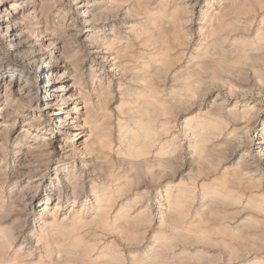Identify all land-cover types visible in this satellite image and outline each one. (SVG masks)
Listing matches in <instances>:
<instances>
[{
  "label": "rangeland",
  "instance_id": "374dc122",
  "mask_svg": "<svg viewBox=\"0 0 264 264\" xmlns=\"http://www.w3.org/2000/svg\"><path fill=\"white\" fill-rule=\"evenodd\" d=\"M16 1V4L20 3V0ZM187 1H191L190 6L192 7V10L191 13H187L188 15L186 13L181 14L182 19L177 26L178 28H173L174 30L170 29L168 32L164 31L162 34L159 33V30L158 32L157 29L154 28V25L158 23L156 21H160L159 18L161 15H157L159 7H163V12H167L175 5L179 6L180 4L181 6L179 7L183 8L182 5H184ZM136 2L138 1H123L124 4L122 3V6L119 7V12L121 14L118 13L120 19L123 20L122 23L120 20H114V24L116 26L113 24L115 32L112 34L111 31L108 30L111 28L112 24H106V22H104L103 12L102 10L100 11L101 4H98L100 6H94L89 10L90 15H95V22H93L94 24H90L87 28H84L79 19L83 16L79 14L82 12V9L78 6H71V3L67 0L58 1V3H60L58 7H61L62 9L71 8L68 18L69 21L74 24H72L73 26H70L69 34L73 36L75 35L74 37L77 43L81 42L86 36L95 35V32L100 30H104L106 34L111 33L114 35L109 36L111 38H117L111 46L112 48L107 51L117 57V65L115 67V74L114 72H109L110 67L103 68L100 65L97 67L94 66L95 69L97 68L96 70L94 69L97 73L100 69V73L103 74L102 84H98V79H93L94 77H91L88 72L91 61L95 62H92L93 65H97V60H95L92 55H89L87 50L84 49L80 53L69 51L64 54L65 62L72 70L80 68L79 64L81 60L84 58L86 59V67L82 70V75L80 76L77 74V84H72L73 81L67 80L73 77V71H69L68 69L67 71L69 72H65V75L67 76L66 81L68 83L66 86L70 87L69 94H74V99H76L75 103L69 104V107L66 109V111H68V117L72 120L71 122L75 123L78 127L74 128L75 130L73 131L85 135L84 138H81L80 140H84L87 136H89L88 142L90 143L88 150L85 151L86 153H84V155H82V157H84L82 159L86 162L85 164L90 165H88L87 168H83L84 170L80 167L81 163L79 162L80 159L78 157H71L68 155V158H63L60 156L58 148L52 151V155L48 157L41 156V153L42 155L45 154L43 152L45 142L44 139L47 136V131L45 132V130L49 128L48 124L50 122V117L48 115L51 110H53L43 109V104H41L38 109L35 108V106H32L30 109L24 108V110L20 109L22 105H19L20 108H18L20 112H22L17 118L18 120L13 128L11 136L8 139H5L4 136H0V230H2L8 238L12 239L11 246L6 252L7 254L4 256V259L7 262L5 264H64L62 262L64 260L63 250L67 248V240H74V237L77 235L83 236L85 242L91 243L93 240L96 241V244L98 243L97 248L99 247L97 251L98 254L102 251L104 252L106 249V254L118 255L121 263L124 264H131L132 260H137L139 262L143 261L150 257L153 253L152 251L155 243L160 240L162 241L171 238V230H169L170 228H168L167 224L161 219L162 215H160L159 212L161 211L164 213L166 211L164 214L169 212L177 213L174 211L172 206L176 204L178 205V203V206L182 208L180 209V212H183V220L177 222V224H179V230L182 234L191 239L176 241L174 243L175 245L173 251L170 253L171 255L169 254L167 256L169 260L168 262L171 264H264V228H262L264 227V212L262 211V213L258 211V208H255L258 206L261 207V205L264 206V181L259 184V182H257L258 177L255 178V181L254 178L248 179L249 182L247 179H244L243 182L242 179V183L244 185H236L233 191L234 195L241 197V199H239L240 202L238 201L241 207L236 206L221 209V212L223 211V213L220 214V216H225V220L223 219L221 222L211 220L208 216L205 217L208 214L205 213L206 209L204 204H206L208 198L203 196V192L207 188L210 189L213 188V186H219L221 184L220 182L225 180V178L229 175V172L233 169V167H235V164L237 163L236 161H238V158L242 156L243 153H250L252 156L255 154L253 150L258 141L255 136L258 134V130L264 126V64H261L264 63V8L259 10V7L258 9L253 7V9H250L249 14L247 13L241 16L240 19L228 20L227 24L229 27H227V30L223 31L219 35L222 40L220 46H222L220 47V50L217 51L214 50V48H209L213 38L216 36H211V25L209 24L208 19L203 20L202 17L199 16L202 12H205L207 16L213 15L215 13V6L209 8L210 10L208 8H202L203 4H205V0H139L138 4ZM141 2L144 5L141 4ZM58 3H56V5H58ZM29 7V4L21 3L22 12L26 13V10H28ZM253 11L255 12L252 14ZM123 14H125V16ZM155 15L158 16V18ZM19 16L20 14H18V17ZM183 17H185V21L183 20ZM97 18L98 21L96 20ZM147 19L148 21H146ZM56 21L57 19L55 18L48 19L46 25L49 34L58 31ZM44 24L45 23L40 26H44ZM241 26H244V28ZM240 28L241 31L239 30ZM146 29H149L148 33L150 36L155 35V42L152 45L150 42H146L148 39L143 40L149 36L148 33H146ZM134 31L143 33V36L141 35L139 39L136 38L134 36ZM102 33L103 32L98 33V35H100L98 36L99 39H108V37L103 36ZM144 33L148 36L144 35ZM170 35L172 39L174 38L173 40L169 38ZM176 40L179 44L175 42ZM140 41L142 44H140ZM182 41H184L185 45ZM144 42L152 48L145 45ZM103 48L105 49V47ZM103 48L102 50H104ZM166 48H168V57L166 56L167 58L163 59H168V62L170 63L169 71L167 69L159 78H157L158 80L160 79L159 82L155 79L158 85H153L156 92H158V97L166 103L167 109L154 118L152 122L153 124H151V129L153 128V132L156 130L154 132L156 135L150 144L151 146L147 149L148 152L143 153L144 155L141 153L140 155L139 152L142 150L138 148L139 150H136L138 152H136V156H138L134 157L135 153H133V156L130 154L132 152L128 147L125 136L127 138L128 135L131 134H129L130 130L131 132H135L138 125L137 123L140 122V115L136 109L141 101L138 103L136 94L143 88V84H139L137 78L145 76L146 73H151L152 70V72L156 71L162 60V56H159L160 52ZM202 48L211 49L208 51L213 53V57L215 55L217 56L214 57V60L218 59L223 61L225 58L224 61L226 62L223 61L221 65H219L212 59L204 60L200 58L202 55L199 52L203 50ZM234 49L236 50L235 53H233L235 51ZM0 50L3 53H7L8 51L3 39H0ZM106 50L107 49H105V51ZM177 50L181 52H177ZM212 50L214 52H212ZM240 50L247 55V59L245 58V61L241 63L235 61V55L238 53L237 51ZM226 51H228V54ZM215 52L217 53L215 54ZM229 52L232 56H230ZM116 53L119 55H116ZM260 53L263 54V56L261 55L262 57L259 56ZM220 55L221 57L218 58ZM249 58H255V61H250ZM153 60L156 61L154 62ZM157 61L159 62L156 63ZM152 63H156L157 65H153ZM8 64L10 66H14L16 65V62L10 59L8 60ZM75 65L77 67H75ZM197 66L203 68H197ZM261 67L263 69H261ZM255 68L258 69V71ZM196 69H201L200 80H203H201L202 82H199L201 86H199V83L193 84L194 89L193 92L191 91L193 95H191L189 91L187 93L188 98H186V95V97L182 99V102L180 101L175 103L172 101V98L170 97L171 92L176 91L179 88V84L184 80V77L189 73H193ZM27 71L30 74L28 78H41V73L37 72V70L33 69ZM58 71L60 73L62 72L60 69ZM96 72L95 75L97 74ZM237 72L240 74L242 73V75H238ZM256 73L261 78L256 75ZM93 80L96 81V84H92ZM179 80H181V82ZM5 85L6 84H3L2 82L0 83V112H10L12 109L16 108L10 105H2L4 100L2 95ZM96 85L99 86L95 91H93V87ZM135 89L137 91H135ZM9 90H11V87ZM15 96V93L12 94L11 100L13 97L16 98ZM36 101L40 102V99L37 98ZM169 103H172L175 107ZM74 106L78 108L77 112L72 111ZM176 108H178L179 111ZM231 110L236 112L238 110L237 115L242 113L241 116H239V119L241 118L242 120H239L237 116L236 118L233 116L231 118V115H228ZM225 115L228 116L226 117ZM32 117H36L40 120V123L43 124L41 127L44 132H36L35 130L30 129L29 134L27 135V131L22 127V125H24L25 122L31 121L33 119ZM0 118L1 128V126L5 124L4 121L6 119H2V115H0ZM223 121H226L224 130L222 129L221 132H214V134L213 131L210 132L207 138L210 140H206L205 145L202 147V150L204 151H202L201 155L197 154L198 152L196 153L197 150L196 145L194 144L195 136L193 132H196L197 129H200V127L206 124L210 127L211 124L213 125V122L218 123ZM245 123L252 124L250 131L243 129ZM160 124L162 126H160ZM231 130H233V133ZM124 132H128V134L126 135ZM54 137L55 138L52 142L56 143V147L58 145L59 147H63L65 145L64 139L68 138L63 134L61 135L57 133H54ZM16 138H18V140L25 141V146L27 144L37 147V149L28 152L25 146L21 147L18 146L19 144L16 145L17 143L14 144L15 141H18ZM192 146L195 148H192ZM206 150L208 152H206ZM76 151H79V147L76 148ZM204 153L209 155V159H203ZM24 155L26 157H24ZM198 155L200 157H198ZM216 156L219 157L216 158ZM23 157L26 161L28 160L27 162L31 165L30 170L33 169L32 172H28L27 169L23 170L24 173L15 170L18 165V161ZM194 157L198 160H195ZM2 160L4 161L3 164H1ZM206 161H209L208 164ZM134 162L135 164H133ZM201 163L203 164L201 165ZM205 163L208 166H206ZM74 174L75 176H73ZM65 178L70 183H76L78 188L81 189V193H79L76 199H74V196L70 194V188H66ZM58 189H61L62 195L60 198L59 208L55 211V206L59 199ZM117 190H120L122 196L120 198L114 197L115 201L111 205L108 215L110 225L105 227L106 229L102 228V230L95 227H82L81 229V227H78L71 235V238L65 237L56 232V230H53L51 231L52 235L49 239L51 242H48L47 244L43 241H39L37 236L41 234L40 232L44 226H48L50 223H53V218L57 224L67 227L71 226L75 217L84 216V218L89 220L94 213L95 206L97 205V202L95 203L96 198L93 196L94 191H98V194L96 195L97 198H100L102 202L100 203L105 204L102 199L108 195L114 194ZM18 192L22 194L17 195ZM45 194L48 195V203L44 204ZM14 195L17 196L14 197ZM248 199L251 203L247 209H243ZM111 200L112 198H110V201ZM48 205V210H46ZM43 208L46 210V213L40 211ZM241 208L242 210H240ZM54 212L55 216H51V213ZM257 212L259 214H257ZM125 214H130V216L132 215L131 219L134 223H128L127 226L125 222L120 223L118 218L120 215L122 216ZM114 216L117 218L115 219ZM197 216L200 217L197 218ZM112 220L117 222L113 223ZM251 220L257 224L253 223L255 226L252 225L253 221ZM218 223L221 226H218ZM252 227H254V229ZM210 229H215L216 231L213 230V232ZM232 231L234 234L232 233V235H229ZM215 232L219 233L215 235ZM225 233L227 235H225ZM240 233H244L245 238ZM192 235L194 237H192ZM229 236H231V238ZM243 242H245V244ZM60 250L62 251L60 252ZM98 254L92 256V258H90L91 261H93ZM199 255L203 257L200 258ZM198 257L201 260L198 259ZM173 259H177V261H174ZM191 259H194L193 261L197 259V262H193ZM72 264H79V262H72ZM80 264L83 263L80 262Z\"/></svg>",
  "mask_w": 264,
  "mask_h": 264
},
{
  "label": "bare ground",
  "instance_id": "6f19581e",
  "mask_svg": "<svg viewBox=\"0 0 264 264\" xmlns=\"http://www.w3.org/2000/svg\"><path fill=\"white\" fill-rule=\"evenodd\" d=\"M37 1V2H36ZM58 1L60 2L61 0H20V3L16 4V0H0V39H3L5 46L7 47L8 51L7 53H3L0 50V83L2 82L5 85V89L3 92V106H12V107H16L14 109H12L10 112H0L2 115V119L5 118L6 120L4 121L5 124L3 126H1V130H0V136H4L5 139H8L11 136V133L13 132V128L17 123V118L19 116V114L22 112H20L19 105H22V107L20 109L24 110V108H31L32 106H35V108H40L41 104L44 105L43 109L49 110V109H53L51 110L50 114L48 115L50 118V122L48 124V129L45 130V132L47 131V136L44 139V149L43 152L45 154L41 156H50L52 155V151H54L56 148L59 149L60 151V156H62L63 158H66L68 155L69 156H75L78 157L80 159V167L83 168H87L88 165L90 164H85L86 162L83 161L82 155H84V153H86L85 151L88 150V146L89 143L88 142V138L89 136H87L84 140H80L81 138H84V134H80L78 132H75L73 130H75L74 128H78L77 125L73 122H71L72 120H70V118L68 117V111H66V109L69 107V104H74L76 99H74V94H69L70 91V87L66 86L67 81L66 78L67 76L65 75V72L69 69V66L66 64L65 62V58H64V54L67 52H74V53H80L82 50H87L89 55H92V57L97 60V65H93L91 61V64L89 65L88 68V72L89 75L91 77H94L93 79H98L97 82L98 84H102V73H100V69L98 70V73L95 71L96 69L94 68L97 66H102L104 67H110L109 72L115 74V67L117 65V57L115 55H112L111 53H108L107 51L110 50L112 47V45L114 44V41H116V37L111 38L109 36H114L112 35L115 31H114V20L118 21L120 20L122 23L123 19H120L119 14V7L122 6V3L124 0H67L69 3H71V6H78L80 7L82 10L81 13H79L80 15H83L82 17H80V22L82 24V26L85 28H87L90 24H94L93 22H95L94 20V16L95 15H90L89 10L92 9L94 6H97L98 4H101V8L100 11L102 10L103 15H104V22H106V24L110 23L112 24L111 28L108 29L111 31L110 34H106L104 30H100V31H96L95 35L93 34L92 36H86L82 39L81 42L77 43L75 41V35H70V26L74 23L69 21L68 18V14L71 10V8L69 7V9H62L61 7H58L60 5V3H58ZM133 1V0H132ZM139 2V0H136ZM142 1V0H140ZM127 2V1H126ZM125 2V3H126ZM138 2H136L138 4ZM169 2V1H168ZM198 2V1H197ZM21 3H26L29 4L30 7L28 8V10H26L27 12L24 13L22 12L21 9ZM56 3H58V5H56ZM179 3V2H178ZM191 1H187L183 6V8L181 9L179 6H181L179 4L175 5L174 7L172 6V8L170 9V11L167 12H163V7H159V11L157 15H161L159 20L160 21H156L158 23H156L154 26V28L157 29V31L159 33H163L164 31H170V29L173 28H178L177 26L179 25V23L181 22V14L184 13H191L192 7L190 6ZM124 4V3H123ZM141 4H143L141 2ZM140 4V5H141ZM162 4V3H161ZM215 4V5H214ZM144 5V4H143ZM141 5V6H143ZM210 5V6H209ZM100 6V5H98ZM215 6V13L213 15H206L205 12H202L199 16L202 17L203 20H207L209 21V24L211 25V36H216L215 38H213V41L211 42V45L209 48H214V50L219 51L220 50V44L222 42V40L220 39L221 37L219 36L223 31L227 30L226 28L229 27V25L227 24L228 20H237L240 19L241 16L245 15V14H249L250 9L253 7L260 8L259 10H261L262 8H264V0H205V4H203L202 8H211ZM98 8V7H97ZM142 8V7H141ZM170 8V7H169ZM191 8V9H190ZM125 9V8H124ZM143 9V8H142ZM147 9V8H145ZM144 9V10H145ZM97 10V9H96ZM99 10V9H98ZM141 10V9H139ZM202 10V9H201ZM204 10V9H203ZM210 10V9H209ZM123 11V10H122ZM126 11V10H125ZM206 11V10H204ZM258 11V10H257ZM124 12V11H123ZM128 12V10H127ZM150 12V11H148ZM255 11L252 12V14ZM98 13V12H97ZM125 13V12H124ZM151 13V12H150ZM18 14H20V16L18 17ZM96 14V12H95ZM99 14V13H98ZM102 14V13H101ZM121 14V13H120ZM148 14V13H147ZM251 14V15H252ZM102 15V16H103ZM125 16V14H123ZM127 15V13H126ZM146 15V14H145ZM188 15V14H187ZM264 15V14H263ZM262 15V16H263ZM148 16V15H147ZM156 16V15H155ZM191 16V15H190ZM260 16V15H259ZM258 16V17H259ZM146 17V16H145ZM158 18V16H156ZM155 17V18H156ZM189 17V16H188ZM51 18H55L57 19V28L58 31L55 33H51L49 34L48 32V28L46 23L48 22V19ZM125 18V17H124ZM153 18V17H152ZM165 18V19H163ZM185 17H183L184 20ZM199 18V17H198ZM254 18V17H253ZM262 18V17H261ZM43 19V20H42ZM150 19V18H149ZM188 19V18H187ZM243 19V18H242ZM98 21V18L96 19ZM153 20V19H152ZM54 21V20H53ZM69 21V22H68ZM148 21V19L146 20ZM150 21V20H149ZM185 21V20H184ZM26 22V23H24ZM29 22V23H28ZM55 22V23H56ZM126 22V21H125ZM154 22V21H153ZM191 22V21H190ZM230 22V21H229ZM44 24V26H40L41 24ZM50 23V22H49ZM152 23V21H151ZM207 23V22H206ZM236 23V22H235ZM238 23V22H237ZM248 23V22H247ZM25 24V25H24ZM29 24V25H27ZM120 24V23H119ZM118 24V25H119ZM147 24V23H146ZM184 24V22H183ZM115 25V24H114ZM117 25V26H118ZM122 25V24H121ZM149 25V23H148ZM191 25V24H190ZM206 25V24H205ZM231 25V24H230ZM235 25V24H234ZM73 26V25H72ZM116 26V25H115ZM153 26V25H150ZM148 27V26H147ZM146 27V28H147ZM185 27V26H184ZM209 27V26H206ZM234 27V26H233ZM242 27V26H241ZM248 27V26H247ZM250 27V26H249ZM181 28V26H180ZM201 28V27H200ZM203 28V26H202ZM244 28V26L242 27ZM151 29V28H150ZM153 29V28H152ZM187 29V28H186ZM84 30V29H83ZM147 30V29H146ZM174 30V29H173ZM179 30V29H178ZM206 30V29H203ZM241 31V28L239 29ZM109 31V32H110ZM149 29L147 30L146 33H148ZM153 31V30H152ZM151 31V32H152ZM156 31V30H155ZM201 31V30H200ZM103 32V36L108 37V39L105 40H100L98 36V33ZM154 32V31H153ZM180 32V30H179ZM206 32V31H205ZM247 32V31H246ZM158 33V35H159ZM166 33V32H165ZM232 33V32H231ZM155 34V32H154ZM172 34V33H171ZM185 34V33H184ZM229 34V33H228ZM89 35V34H88ZM143 36V33L141 32H136L134 31V36L136 38H140V36ZM144 35H146L144 33ZM149 35V33H148ZM146 35V36H148ZM153 35V34H151ZM169 35V34H168ZM176 35V34H175ZM208 35V34H207ZM224 35V34H223ZM155 36V35H154ZM154 36H148L145 39H148L146 42H150L151 45L155 42V37ZM162 36V35H161ZM174 36V35H173ZM177 36V35H176ZM175 36V38H176ZM187 36V34H186ZM201 36V35H200ZM205 36V35H204ZM168 37V36H166ZM179 37V36H177ZM101 38V37H100ZM171 38V35L170 37ZM183 38V36H182ZM185 38V37H184ZM264 38V35H263ZM142 39V38H141ZM160 39V38H159ZM164 39V38H163ZM166 39V38H165ZM172 39V38H171ZM174 39V38H173ZM172 39V40H173ZM178 39V38H177ZM188 39V38H187ZM209 39V37H208ZM227 39V38H226ZM170 40V39H169ZM168 40V41H169ZM260 40V39H259ZM258 40V41H259ZM78 41V40H77ZM163 41V40H162ZM159 42V41H158ZM166 42V41H165ZM175 42L178 43V41L176 40ZM180 42V41H179ZM184 43V41H182ZM181 42V44H182ZM157 43V42H156ZM164 43V41H163ZM210 43V42H209ZM140 44L141 41H140ZM145 44V42H144ZM162 44V43H160ZM166 44V43H165ZM172 44V43H171ZM187 44V43H186ZM148 45V44H145ZM144 45V46H145ZM183 45V44H182ZM185 45V43H184ZM205 45V44H204ZM82 46V47H81ZM149 46V45H148ZM147 46V47H148ZM162 46V45H160ZM179 46V45H177ZM257 46V45H256ZM105 47V49H107L105 51V49L103 48ZM151 47V46H149ZM154 47V45H153ZM158 47V46H157ZM163 47V46H162ZM168 47V46H167ZM200 47V46H199ZM259 47V46H258ZM102 48L104 50H102ZM152 48V47H151ZM174 48V47H173ZM257 48V47H256ZM148 49V48H147ZM146 49V50H147ZM162 49V48H161ZM203 50L199 53H201L202 59H212L216 64L221 65V63L225 60H218L215 59L214 57H217L215 54L217 52H215V56L213 57V53H210L208 48H202ZM227 49V48H225ZM115 50V49H114ZM145 50V49H144ZM209 50V51H208ZM224 50V49H223ZM235 50V49H234ZM260 50V49H259ZM105 51V52H104ZM151 51V50H150ZM157 51V50H155ZM160 51V50H159ZM162 52H160L159 56H162V60L159 63L160 65L158 66V68H154L156 69L155 72L151 73H146L145 76L141 77V78H137V80L139 81V84H143V88L138 91V93L136 94V99L139 103L138 108L136 109V111L138 112V114L140 115V122H138L137 120V127H136V131L135 132H131L130 128V132L128 135V137L125 139L127 141L128 147L131 149L130 151L132 153H135L134 157L136 156V152L140 149L142 150L140 153L143 154L145 152H148L147 149L151 146L150 144L152 143V140L154 138V136L156 135L154 132L156 131H152L151 129V124H153V120L154 118H156L161 112L165 111L167 109V105L166 103L161 100L158 97V92H156V89L154 88L153 84H157L156 80L157 78H159L167 69L169 71V66L170 63L168 62V59H163V58H167V51L168 48L161 50ZM179 50H177L178 52ZM183 51V50H182ZM225 51V50H224ZM222 51V52H224ZM230 51V49H229ZM86 52V51H85ZM181 52V51H179ZM212 52H214L212 50ZM221 52V55H222ZM228 54V51H226ZM236 50L233 52L235 53ZM238 53L235 55L236 62H244L245 58L247 59V55L243 52V51H237ZM120 53V52H119ZM159 53V52H158ZM169 53V52H168ZM225 53V52H224ZM223 53V54H224ZM230 53V52H229ZM263 53V52H262ZM115 54V53H113ZM154 54V53H153ZM180 54V53H179ZM220 54V52H219ZM116 55H119L118 53H116ZM169 55V54H168ZM178 55V54H177ZM176 55V56H177ZM218 56L219 57H221ZM252 55V53H251ZM254 55V54H253ZM263 56V54L260 53L259 56ZM123 56V54H122ZM127 56V55H126ZM167 56V57H166ZM199 56V55H198ZM212 56V57H211ZM228 56V55H226ZM230 56L231 53H230ZM234 56V55H233ZM261 56V57H262ZM124 57V56H123ZM229 57V56H228ZM250 57V56H248ZM260 57V58H261ZM92 58V59H93ZM12 59L13 61L16 62V65L14 66H10L8 64V60ZM172 59V58H170ZM178 59V58H177ZM199 59V58H198ZM222 59V58H221ZM264 59V58H263ZM120 60V59H119ZM157 60V59H156ZM156 60H153L154 62ZM175 60V59H173ZM172 60V61H173ZM200 60V59H199ZM249 60H254L249 58ZM86 59H82L80 62V68H77L75 70H72L74 75L71 79H67V80H71L73 81L72 84H77L76 79H77V74H79L80 76L82 75V70L86 67V63H85ZM171 61V62H172ZM177 61V60H176ZM175 61V62H176ZM159 61H157L156 63H158ZM178 62V61H177ZM226 62V61H224ZM231 62V61H230ZM95 63V62H94ZM154 63V64H156ZM200 63V62H199ZM249 63V62H248ZM254 63V62H253ZM153 64V63H152ZM153 64V65H154ZM174 64V63H173ZM198 64V63H197ZM201 64V63H200ZM204 64V63H203ZM207 64V63H206ZM247 64V63H246ZM264 64V63H261ZM146 65V64H145ZM157 65V64H156ZM205 65V64H204ZM231 65V64H230ZM245 65V64H244ZM196 66V65H195ZM246 66V65H245ZM244 66V67H245ZM251 66V64H250ZM255 66V65H254ZM75 67H77L75 65ZM145 67V66H144ZM143 67V68H144ZM249 67V66H248ZM252 67V66H251ZM264 67V66H263ZM149 68V67H148ZM147 68V69H148ZM151 68V67H150ZM153 68V67H152ZM197 68H203V67H198ZM254 68V67H253ZM252 68V70H253ZM258 68V67H257ZM37 70V72L41 73V78L40 79H36V78H28L29 77V72L27 70ZM62 70V72L60 73L58 70ZM95 69V70H94ZM117 69V68H116ZM141 69V68H140ZM190 69V68H189ZM192 69V68H191ZM201 69H196L193 73H189L184 77V80L181 82V80H179L181 83L179 84V88L176 91H172L171 92V98L172 101L176 102H182L183 98L186 97L187 93L190 91L193 92V84H198L199 82H202L200 80V71ZM225 69V68H223ZM256 69V68H255ZM259 69V68H258ZM258 69H256L258 71ZM261 69H263L261 67ZM171 70V69H170ZM206 70V69H205ZM243 70V69H241ZM251 70V69H250ZM264 70V69H263ZM67 71V73L69 72ZM81 71V72H80ZM86 71V70H85ZM142 71V70H141ZM192 71V70H191ZM190 71V72H191ZM231 71V70H230ZM233 71V70H232ZM255 71V70H254ZM253 71V72H254ZM95 72L97 73L95 75ZM183 72V71H181ZM186 72V71H185ZM184 72V73H185ZM188 72V71H187ZM239 72V71H238ZM237 72V73H238ZM242 72V71H241ZM142 73V72H141ZM224 73V72H223ZM235 73V72H234ZM236 73V74H237ZM145 74V72H144ZM183 74V73H182ZM203 74V73H202ZM218 74V73H217ZM225 74V73H224ZM240 73H238L239 75ZM264 74V73H263ZM184 75V74H183ZM223 75V74H221ZM235 75V74H234ZM242 75V73L240 74ZM256 75H258L256 73ZM141 76V75H140ZM259 76V75H258ZM97 77V78H96ZM101 77V78H100ZM177 77V76H176ZM260 77V76H259ZM258 77V78H259ZM264 77V76H263ZM165 78V77H164ZM162 78V79H164ZM172 78V77H171ZM183 78V77H182ZM204 78V77H203ZM261 78V77H260ZM92 79V78H91ZM134 79V78H133ZM205 79V78H204ZM210 79V78H209ZM141 80V81H140ZM158 80V79H157ZM160 80V79H159ZM158 80V82H159ZM170 80V79H169ZM263 80V78H262ZM175 81V80H174ZM209 83V81H208ZM92 84H96V81L93 80ZM134 84V83H133ZM138 84V82H137ZM172 84V81H171ZM178 84V83H177ZM206 84V83H205ZM158 85V84H157ZM175 85V84H174ZM39 88H38V87ZM99 85H96L93 87V91H95L98 88ZM199 86L200 83H199ZM11 87V90H9ZM142 87V86H141ZM176 87V86H175ZM174 87V89H175ZM197 87V86H196ZM38 88V89H37ZM137 89V88H136ZM135 89V91H137ZM197 89V88H196ZM232 89V88H231ZM134 91V93H135ZM195 92V91H194ZM16 94V98L13 97V99L11 100V96L12 94ZM160 93V92H159ZM197 93V92H196ZM191 95H193V93H191ZM169 97V96H168ZM193 97V96H192ZM229 97V96H228ZM39 98L40 102L36 101V99ZM162 98V97H161ZM188 98V95L187 97ZM168 100V99H167ZM171 100V99H170ZM169 102V101H168ZM187 102V101H186ZM170 104V103H169ZM172 104V103H171ZM170 104V105H171ZM182 104V103H181ZM186 105V104H185ZM173 107H175L172 104ZM178 106V104H177ZM19 107V108H18ZM180 107V105H179ZM11 108V107H10ZM134 109V108H133ZM169 109V108H168ZM178 110V108H176ZM181 109V108H180ZM232 109V108H231ZM234 109V108H233ZM78 108L77 107H73L72 111L77 112ZM135 110V109H134ZM174 110V108H173ZM133 111V110H132ZM175 111V110H174ZM179 111V110H178ZM222 111V108H221ZM134 112V111H133ZM132 112V114H133ZM218 112V111H216ZM226 112V111H225ZM238 112V110H237ZM236 111H229L228 115H231L230 117L232 118V116L234 118L239 119V116H241V114L237 115ZM175 113V112H174ZM137 114V115H138ZM163 114V113H162ZM167 114V113H166ZM173 114V112H172ZM224 114V113H222ZM218 115V114H217ZM227 115V116H228ZM136 116V115H135ZM162 116V115H161ZM215 116V115H214ZM221 116V115H220ZM226 116V115H225ZM226 116V117H227ZM244 116V114H243ZM138 117V116H137ZM33 118V117H32ZM40 118V117H39ZM214 118V117H213ZM216 118V117H215ZM225 118V117H224ZM223 118V120H224ZM1 119V118H0ZM160 119V118H159ZM217 119V118H216ZM222 119V118H220ZM158 120V119H157ZM214 120V119H213ZM234 120V119H232ZM239 120H242L241 118ZM238 120V121H239ZM187 121V120H186ZM168 122V121H167ZM234 122V121H233ZM155 123V122H154ZM228 123V121H227ZM159 124V123H158ZM163 124V123H162ZM169 124V123H168ZM200 124V122H199ZM226 121L223 122H213V125L211 124L210 127L206 124L202 127H200V129H197L196 132H193L194 136H195V141L194 144L196 145V153L201 155L202 154V147L203 145H205L206 140H210L207 139L208 135L210 134V132L213 131L214 132H221L222 129L224 130ZM242 124V123H241ZM43 124L40 123V120H38L36 117L33 118L31 121L25 122L24 125H22V127L27 131V135L29 134V130L33 129L36 132H42L43 128L41 127ZM157 125V123H156ZM155 125V126H156ZM160 126H162L160 124ZM157 126V127H160ZM228 126V125H226ZM154 127V126H153ZM192 127V126H191ZM252 127V124H246L243 127V129H246L247 131H250ZM133 128V127H132ZM186 128V127H185ZM199 128V127H198ZM235 128V127H234ZM159 129V128H158ZM230 130V129H229ZM236 130V129H235ZM233 133V130H231ZM44 132V131H43ZM54 133L57 134H63L65 136H67V139L65 140V145L63 147H59V145L56 147V143L52 142V140L55 138L54 137ZM121 133V132H120ZM125 133V132H124ZM225 133V131H224ZM229 133V131H228ZM241 133V131H240ZM126 135L128 134L125 133ZM220 134V133H218ZM217 134V135H218ZM122 135V134H121ZM221 135V134H220ZM225 135V134H224ZM229 135V134H227ZM16 136V135H15ZM211 136L213 137V135L211 134ZM241 136V135H240ZM193 137V136H191ZM215 137V136H214ZM256 140L258 139L255 147H254V152L255 154L252 156L250 153H243L242 156H240L238 158V161H236L237 163L235 164V167H233V169L229 172V175L225 178V180L223 182H220L221 184L219 186H213V188H207L204 192H203V196L205 198H208V201L206 202V204H204L206 212L208 215H206L205 217H210L211 220H216V221H222L224 219L225 216H220V214L223 213V211L221 212V209H225L227 207H241L239 204V199H241V197H238L236 195H234L233 191L236 187V185H241L242 183V179L244 182V179H250V178H254V181L256 180L255 178H257V182H259V184H261L264 181V126L261 127L258 130V134L255 136ZM124 138V137H123ZM122 139V138H121ZM231 139V138H230ZM239 139V138H238ZM16 140H18V138H16ZM63 140V141H64ZM233 140V139H232ZM1 141V140H0ZM7 141V140H4ZM120 141V140H119ZM124 141V142H126ZM160 141V140H159ZM213 141V139H212ZM231 141V140H230ZM229 141V142H230ZM239 141V140H238ZM3 142V141H2ZM192 142V141H191ZM232 142V141H231ZM17 143L16 145L24 147L25 146V141H15L14 144ZM160 143V142H159ZM158 143V144H159ZM214 143V142H213ZM93 144V143H91ZM126 144V143H125ZM173 144V143H172ZM238 144V143H237ZM166 145V144H165ZM194 145V146H195ZM229 145V144H227ZM232 145V144H231ZM1 146V145H0ZM124 146V145H123ZM26 150H28V152L36 150L37 147L34 146H30L26 144ZM41 147V146H40ZM79 147V151H76V148ZM91 147V146H90ZM127 147V148H128ZM159 147V146H158ZM161 147V146H160ZM210 147V146H209ZM216 147V146H215ZM231 147V146H230ZM139 148V149H138ZM143 148V149H142ZM192 148H195L192 146ZM40 149V148H39ZM125 149V148H124ZM138 149V150H137ZM166 149V146H165ZM168 149V148H167ZM207 149V148H205ZM214 149V148H213ZM126 150V149H125ZM137 150V151H136ZM164 150V149H163ZM195 150V149H194ZM215 150V149H214ZM243 150V149H242ZM82 151V152H81ZM94 151V150H92ZM128 151V150H126ZM125 151V152H126ZM160 151V150H159ZM167 151V150H166ZM218 151V150H217ZM38 152V151H37ZM157 152V151H156ZM193 152V151H192ZM206 152H208L206 150ZM251 152V151H250ZM138 153V152H137ZM158 153V152H157ZM156 153V154H157ZM195 153V154H196ZM214 153V151H213ZM218 153V152H217ZM58 154V153H57ZM148 154V153H147ZM162 154V153H160ZM165 154V153H164ZM23 155V154H22ZM40 155V154H39ZM38 155V156H39ZM139 155V156H140ZM144 155V154H143ZM163 155V154H162ZM198 155V157H200ZM212 155V154H211ZM216 155V154H215ZM40 156V157H41ZM138 156V155H137ZM136 156V157H137ZM153 156V155H152ZM159 156V154H158ZM197 156V155H196ZM230 156V155H229ZM24 157H26L24 155ZM20 158V160L18 161V165L16 166L15 170H18L21 173H24L23 170L27 169L28 172H32V170H30L31 165L29 164V162L26 161L25 158ZM164 157V156H163ZM169 157V155H168ZM197 157V158H198ZM209 155L204 153L203 155V159L208 158ZM213 157V156H211ZM219 156H216V158ZM68 158V157H67ZM139 158V157H138ZM144 158V157H143ZM195 158V157H194ZM222 158V157H221ZM219 158V159H221ZM227 158V157H226ZM82 159V160H81ZM135 159V158H134ZM133 159V160H134ZM166 159V158H165ZM202 159V157H201ZM4 160V159H3ZM1 161V164L4 163V161ZM157 160V159H156ZM162 160V159H160ZM195 160H198L195 158ZM213 160V159H212ZM224 160V159H223ZM227 160V159H226ZM136 161V160H134ZM141 161V160H139ZM146 161V160H145ZM154 161V160H153ZM128 162V161H127ZM138 162V161H137ZM136 162V163H137ZM166 162V161H165ZM202 162V161H200ZM207 162V161H206ZM209 162V161H208ZM207 162V164H208ZM97 163V162H95ZM139 163V162H138ZM141 163V162H140ZM164 163V162H163ZM127 164V163H125ZM135 164V162L133 163ZM132 164V166H133ZM145 164V163H144ZM197 164V163H196ZM203 163H201L202 165ZM206 164V163H205ZM206 164V166H208ZM92 165V164H91ZM99 165V164H98ZM97 165V167H98ZM137 165V164H136ZM151 165V164H150ZM158 165V164H157ZM161 165V164H160ZM170 165V164H169ZM224 165V164H223ZM145 166V165H144ZM200 166V165H199ZM137 167V166H135ZM146 167V166H145ZM202 167V166H201ZM200 167V168H201ZM222 167V166H221ZM150 168V167H149ZM153 168V166H152ZM159 168V167H158ZM162 168V167H160ZM167 168V167H166ZM204 168V167H203ZM216 168V167H214ZM223 168V167H222ZM232 168V167H230ZM91 169V168H89ZM88 169V170H89ZM136 169V168H135ZM147 169V168H146ZM163 169V168H162ZM168 169V168H167ZM171 169V168H170ZM207 169V168H206ZM57 170V169H55ZM84 170V169H83ZM157 170V169H156ZM165 170V168H164ZM210 170V169H209ZM224 170V169H223ZM226 170V169H225ZM74 171V170H73ZM131 171V170H130ZM152 171V170H151ZM155 171V170H154ZM163 171V170H162ZM39 172V171H38ZM133 172V171H132ZM144 172V171H143ZM209 172V171H208ZM63 173V172H62ZM151 173V172H150ZM206 173V172H204ZM154 174V173H153ZM211 174V173H210ZM80 175V174H79ZM137 175V174H136ZM3 176V175H2ZM75 176V174L73 175ZM154 176V175H153ZM78 177V176H77ZM221 177V176H220ZM80 178V177H79ZM36 179V178H35ZM75 180L77 181V179L75 178ZM222 180V179H221ZM65 186L66 188H70V194L73 195L74 199H76L79 195V193H81V189L78 188V185L76 183H70L69 181L66 180L65 178ZM249 182V180H248ZM251 182V180H250ZM256 182V183H257ZM82 183V182H81ZM246 183V182H245ZM79 184V183H78ZM258 184V185H259ZM81 185V184H80ZM244 185V184H243ZM242 185V186H243ZM251 185V184H250ZM257 185V184H256ZM255 185V186H256ZM249 186V185H248ZM252 186V185H251ZM250 186V187H251ZM254 186V185H253ZM201 187V186H200ZM247 187V186H246ZM32 188V187H31ZM82 188V187H80ZM120 188V187H119ZM238 188V186H237ZM249 188V187H248ZM254 188V187H253ZM240 189V188H239ZM242 189V188H241ZM59 191V199L56 203L55 206V211L58 210L59 208V204H60V198H61V189H58ZM100 192V191H99ZM240 192V191H239ZM244 192V191H243ZM2 193V192H1ZM16 194V193H15ZM22 193L18 192L17 195H20ZM98 191H94L93 192V196L94 198H96L95 203L97 202V205L95 206L94 209V213L92 215V217L88 220L86 218L83 217H75L73 219V223L71 224V226H62L59 225L55 222V219L53 218V223L48 226H44L42 231L40 232L41 234H39L37 237L39 239V241H43L44 243L51 242L50 236L52 235L51 231L56 230V232L60 233L61 235L65 236V237H70L71 235L77 230L78 227H82L86 228V227H95L97 229H102L105 227H108L110 225L109 220H108V215H109V210L111 208V205L114 203V197L115 198H120L121 192L120 190H117L114 194L108 195L106 197H104L103 203L105 204H101V200L100 198H97ZM11 195V194H10ZM17 195H14V197H16ZM22 196V195H21ZM247 196V195H246ZM18 198V197H17ZM93 198V197H92ZM110 198H112V200L110 201ZM260 198V197H259ZM262 198V197H261ZM19 199V198H18ZM44 204L48 203V195L45 194L44 197ZM245 200V199H244ZM239 201V202H238ZM101 202V203H100ZM251 202H249V199L247 200V203L245 204L243 209H247V207L249 206ZM43 204V205H44ZM182 204V203H181ZM244 204V203H243ZM177 205V204H176ZM172 206V208L174 209L175 212L177 213H172L169 212L167 214H164L163 212H159L161 216V219L167 224L168 228H170L169 230H171V238L169 239H165V240H160L157 243H155V245L153 246V253L150 255V257H146L147 259L143 260V261H137V260H132L131 264H171L170 262H168V255L173 251L174 248V243L178 240H190L191 238H188V236L186 237V235L182 234L179 230V224H177L178 221H182L183 220V212H180V209H182L178 203V205L176 206ZM186 205V204H184ZM203 205V204H201ZM200 205V206H201ZM243 206V205H242ZM254 206V205H253ZM49 205L47 206L48 210ZM170 208V206H169ZM171 208V209H172ZM254 208V207H253ZM260 212H264V206L261 205L258 207ZM92 209V208H91ZM124 209V208H123ZM203 209V208H202ZM44 208L41 209V212H45L46 211ZM239 210V209H238ZM242 210V208L240 209ZM239 210V211H240ZM249 210V209H248ZM254 210V209H252ZM173 211V210H172ZM203 211V210H202ZM246 211V210H245ZM255 211V210H254ZM228 212V211H227ZM241 212V211H240ZM252 212V211H251ZM262 212V213H263ZM46 213V212H45ZM143 213V212H142ZM201 213V212H200ZM229 213V212H228ZM226 213V214H228ZM230 214V213H229ZM234 214V213H232ZM236 214V213H235ZM257 214H259L257 212ZM111 215V213H110ZM185 215V214H184ZM199 215V214H198ZM203 215V214H201ZM205 215V214H204ZM51 216H55V212L51 213ZM116 216V215H115ZM114 218L116 219L117 217ZM132 216V215H131ZM130 214H125V215H120V217L118 218V221L121 222H125L126 226L129 223H134L132 222ZM227 216V215H226ZM233 216V215H232ZM249 216V215H248ZM196 217V216H195ZM200 216H197V218ZM204 217V218H205ZM88 218V217H87ZM112 218V219H114ZM134 218V217H133ZM136 218V217H135ZM247 218V217H246ZM264 218V217H263ZM139 219V218H138ZM160 219V218H159ZM196 219V218H195ZM194 219V220H195ZM228 219V218H227ZM254 219V218H253ZM137 220V219H136ZM225 220V219H224ZM249 220V219H248ZM113 221V220H112ZM205 221V220H204ZM229 221V220H228ZM253 221V220H251ZM250 221V222H251ZM111 222V221H110ZM117 222V221H116ZM115 221H113V223H116ZM118 222V223H119ZM160 222V221H159ZM244 222V221H243ZM45 223V222H42ZM112 223V222H111ZM112 223V224H113ZM136 223V222H135ZM141 223V222H140ZM139 223V224H140ZM190 223V222H189ZM188 223V225H189ZM192 223V222H191ZM204 223V222H203ZM225 223V222H224ZM229 223V222H228ZM253 223L256 222H252V225H254ZM260 223V222H259ZM48 224V223H46ZM123 224V223H122ZM194 224V222H193ZM213 224V223H212ZM219 224V223H218ZM216 224V225H218ZM222 224V223H221ZM227 224V223H225ZM245 224V223H244ZM243 224V225H244ZM257 224V223H256ZM264 224V223H263ZM181 225V224H180ZM224 225V224H223ZM247 225V224H246ZM260 225V224H259ZM122 226V225H121ZM135 226V225H134ZM218 226H221L220 224ZM226 226V225H225ZM255 226V225H254ZM112 227V226H111ZM209 227V226H208ZM245 227V226H244ZM250 227V226H248ZM113 228V227H112ZM116 228V227H115ZM182 228V227H181ZM190 228V227H189ZM188 228V229H189ZM213 228V227H211ZM215 228V226H214ZM217 228V227H216ZM239 228V227H238ZM237 228V229H238ZM254 229V227H252ZM264 228V227H262ZM106 229V228H105ZM114 229V228H113ZM218 229V228H217ZM233 229V227H232ZM236 229V227H235ZM243 229V228H242ZM103 230V229H102ZM190 230V229H189ZM202 230V229H200ZM207 230V229H206ZM205 230V233H206ZM211 230V229H210ZM215 230V229H213ZM211 230V231H213ZM231 230V229H230ZM240 230V228H239ZM195 231V230H194ZM209 231V230H208ZM207 231V232H208ZM216 231V230H215ZM220 231V230H219ZM236 231V230H235ZM193 232V231H192ZM210 232V231H209ZM208 232V233H209ZM214 232V231H213ZM248 232V231H247ZM89 233V232H88ZM191 233V232H190ZM188 233V234H190ZM196 233V232H195ZM201 233V232H198ZM212 233V232H210ZM216 233V232H215ZM219 233V232H217ZM217 233L215 235H217ZM221 233V231H220ZM228 233V232H227ZM233 231L229 234L232 235ZM237 233V232H236ZM7 234V233H6ZM94 234V233H93ZM194 234V233H193ZM203 234V233H202ZM214 234V233H213ZM222 234V233H221ZM234 234V233H233ZM242 234V233H240ZM249 234V233H248ZM254 234V233H253ZM196 235V234H195ZM199 235V234H198ZM225 235H227L225 233ZM245 234L243 233L242 236H244ZM247 235V234H246ZM256 235V234H255ZM78 236V235H77ZM72 236L74 237V240H67L68 245L67 248H65L64 251V260L62 261L64 264H72V262H80L83 264H124L121 263L120 258L118 257V255H114V254H106L105 250L104 252H100L98 254V248L96 244V241H92L90 242H85L83 236ZM94 236V235H93ZM191 236V235H190ZM202 236V235H201ZM204 236V235H203ZM235 237H237L236 235H234ZM250 236V235H248ZM192 237H194L192 235ZM199 237V236H198ZM197 237V239H198ZM226 237V236H225ZM228 237V236H227ZM231 238V236H229ZM241 237V236H239ZM201 238V237H200ZM234 238V237H233ZM245 238V236H244ZM194 239V238H193ZM196 239V238H195ZM196 239V240H197ZM200 240V239H199ZM203 240V239H201ZM213 240V239H212ZM211 240V241H212ZM240 240V239H239ZM11 241L12 239L8 238L5 233H3L2 230H0V264H5L7 263L4 259V256L7 254L6 252L8 251V249L11 246ZM38 241V240H37ZM100 241V240H99ZM194 241V240H193ZM209 241V239H208ZM217 241V240H216ZM186 242V241H185ZM199 242V241H198ZM204 242V241H203ZM214 242V241H213ZM225 242V241H224ZM112 243V242H110ZM187 243V242H186ZM209 243V242H207ZM218 243V242H217ZM245 244V242H243ZM53 244V243H52ZM114 244V243H113ZM205 244V243H204ZM212 244V243H211ZM222 244V243H221ZM224 244V243H223ZM226 244V243H225ZM248 244V243H247ZM13 245V244H12ZM46 245V244H45ZM206 245V244H205ZM227 245V244H226ZM242 245V244H241ZM250 245V244H249ZM106 247V246H105ZM176 247V246H175ZM228 248V247H227ZM230 250V249H229ZM245 250V249H243ZM62 250H60L61 252ZM151 251V250H150ZM229 252V251H228ZM63 253V252H62ZM151 253V252H150ZM97 257H95L93 259V261H91L90 258H92V256L97 255ZM194 254V253H193ZM199 254V253H197ZM233 254V253H232ZM171 255V254H170ZM192 256V255H191ZM200 256V255H199ZM123 257V256H122ZM190 257V256H189ZM193 257V256H192ZM196 257V256H195ZM203 257V256H202ZM200 256V258H202ZM174 258V257H173ZM181 258V257H180ZM198 257V259H200ZM134 259V258H133ZM170 259V258H169ZM179 259V258H177ZM177 259H175L177 261ZM122 260V258H121ZM174 260V259H173ZM174 260V261H175ZM192 260V259H191ZM194 260V259H193ZM192 260V261H193ZM201 260V259H200ZM172 261V260H171ZM181 261V260H179ZM197 262V259L195 260ZM193 261V262H195ZM199 261V260H198ZM125 262V261H124ZM200 262V261H199ZM130 263V262H129ZM180 263V262H179ZM17 264V263H15ZM200 264V263H199Z\"/></svg>",
  "mask_w": 264,
  "mask_h": 264
}]
</instances>
